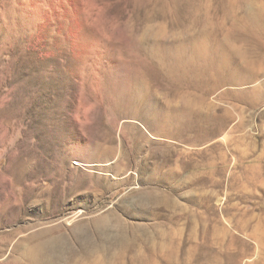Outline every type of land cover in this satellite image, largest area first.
I'll return each instance as SVG.
<instances>
[{"label":"rangeland","instance_id":"rangeland-1","mask_svg":"<svg viewBox=\"0 0 264 264\" xmlns=\"http://www.w3.org/2000/svg\"><path fill=\"white\" fill-rule=\"evenodd\" d=\"M0 264H264V0H0Z\"/></svg>","mask_w":264,"mask_h":264}]
</instances>
